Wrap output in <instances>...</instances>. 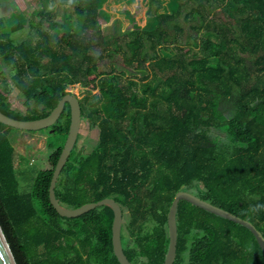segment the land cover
<instances>
[{
  "label": "trees",
  "instance_id": "obj_1",
  "mask_svg": "<svg viewBox=\"0 0 264 264\" xmlns=\"http://www.w3.org/2000/svg\"><path fill=\"white\" fill-rule=\"evenodd\" d=\"M55 1L74 13L63 22L42 11H19L11 23L0 17V110L40 119L71 85L88 88L83 115L99 125L100 142L91 153L76 145L57 183L60 202L77 208L117 199L134 264H165L169 213L181 190L252 222L264 235V0H178L171 12L151 0L153 27L110 38L102 0ZM25 29L26 36L14 37ZM172 45L178 52L165 55ZM113 55L148 75L127 77L105 63ZM19 100L26 110L15 106ZM71 122L68 103L59 121L42 129L64 142L51 143L53 167L42 169L27 191L11 126L0 122V222L18 264H122L111 206L67 217L51 200ZM213 129L227 137L212 139ZM178 223L175 264H264L257 237L242 224L185 199Z\"/></svg>",
  "mask_w": 264,
  "mask_h": 264
},
{
  "label": "rangeland",
  "instance_id": "obj_2",
  "mask_svg": "<svg viewBox=\"0 0 264 264\" xmlns=\"http://www.w3.org/2000/svg\"><path fill=\"white\" fill-rule=\"evenodd\" d=\"M178 0H162V7L158 2L154 3V9L160 8V12H171L177 7ZM151 0H102L101 8L110 13L109 19L104 21V33L107 38L111 36H120L124 32L141 27H153L156 24L154 16L148 14ZM21 11L26 16L31 13L44 12L53 20L63 22L66 15L74 13L73 6L57 3L55 0H0V16H3L9 23L15 20L17 12ZM28 28V26H27ZM27 30H21L14 34V37L22 38L26 36ZM101 47L98 48V54L102 53ZM178 52L175 45L165 47L163 53L167 56H173ZM105 63L115 65V67L124 72L127 77L138 81L144 80L148 71L129 68L124 58L119 55H113L105 59ZM108 65L107 68H111ZM106 64L104 65V67ZM7 69V68H6ZM87 87L83 84L71 85L69 91L77 94L81 99L87 94ZM15 106L27 109L19 100ZM9 137L17 149V170L23 190H30L35 182L38 173L45 168H52L50 162L51 155L56 148L51 147L54 141L58 147L64 142L63 138L51 134V130L28 131L20 128L9 127ZM212 139L218 138L224 140L227 135L220 130H210ZM100 142V127L97 123H92L84 118L78 148L84 149L86 153H91Z\"/></svg>",
  "mask_w": 264,
  "mask_h": 264
},
{
  "label": "water",
  "instance_id": "obj_3",
  "mask_svg": "<svg viewBox=\"0 0 264 264\" xmlns=\"http://www.w3.org/2000/svg\"><path fill=\"white\" fill-rule=\"evenodd\" d=\"M71 105L72 122L71 128L66 140L65 146L63 148L60 159L56 165L55 173L53 176L50 193L51 200L57 210L63 216L67 217H78L81 216L101 205H109L115 211V221H114V247L115 252L122 262V264H134L129 256L127 255L123 243V227H124V208L122 204L113 197L104 198L100 201L89 202L77 208H69L60 202L57 196V183L64 167L69 162L72 152L79 142V137L82 130L84 115L83 107L81 103V98L69 91L61 101L58 106L51 112L50 115L40 119L34 120H21L9 116L0 110V122L9 125L11 127L20 128L28 131H39L46 129L55 125L61 116L63 115L67 104ZM185 199L196 206H199L213 214L226 218L228 220L234 221L236 223L242 224L253 231L257 237L263 251H264V235L252 222L245 220L221 207H218L208 201L203 200L197 195L188 192L187 190H181L177 193L176 198L169 213V229L171 236L170 249L165 261V264H175L178 256V243H179V223H178V210L180 202ZM0 264H18L16 256L10 245V242L6 236L3 226L0 222Z\"/></svg>",
  "mask_w": 264,
  "mask_h": 264
},
{
  "label": "crops",
  "instance_id": "obj_4",
  "mask_svg": "<svg viewBox=\"0 0 264 264\" xmlns=\"http://www.w3.org/2000/svg\"><path fill=\"white\" fill-rule=\"evenodd\" d=\"M151 3V2H150ZM0 17H3V16H0Z\"/></svg>",
  "mask_w": 264,
  "mask_h": 264
},
{
  "label": "flooded vegetation",
  "instance_id": "obj_5",
  "mask_svg": "<svg viewBox=\"0 0 264 264\" xmlns=\"http://www.w3.org/2000/svg\"><path fill=\"white\" fill-rule=\"evenodd\" d=\"M52 131H54V130H52Z\"/></svg>",
  "mask_w": 264,
  "mask_h": 264
},
{
  "label": "clouds",
  "instance_id": "obj_6",
  "mask_svg": "<svg viewBox=\"0 0 264 264\" xmlns=\"http://www.w3.org/2000/svg\"><path fill=\"white\" fill-rule=\"evenodd\" d=\"M255 210V209H254Z\"/></svg>",
  "mask_w": 264,
  "mask_h": 264
}]
</instances>
